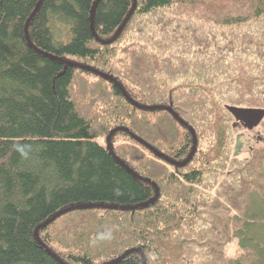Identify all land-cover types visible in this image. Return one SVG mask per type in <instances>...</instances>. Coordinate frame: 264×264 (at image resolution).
<instances>
[{
    "label": "trees",
    "instance_id": "1",
    "mask_svg": "<svg viewBox=\"0 0 264 264\" xmlns=\"http://www.w3.org/2000/svg\"><path fill=\"white\" fill-rule=\"evenodd\" d=\"M227 105L264 109V0H0V264H259Z\"/></svg>",
    "mask_w": 264,
    "mask_h": 264
},
{
    "label": "rangeland",
    "instance_id": "2",
    "mask_svg": "<svg viewBox=\"0 0 264 264\" xmlns=\"http://www.w3.org/2000/svg\"><path fill=\"white\" fill-rule=\"evenodd\" d=\"M255 139L264 138V119L259 124L258 127L251 130L248 135L243 136L242 141L246 142L247 139ZM243 150L242 146L239 151ZM258 198V199H257ZM246 216L253 217L256 216L255 221L249 227V231L246 234V237H250L249 235L254 236L257 241L260 243V250L258 251V260L259 264H264V199L262 200L259 193L251 194V199L249 200V204L247 206ZM226 253L229 256H236L239 253V247L237 244V240L234 239L231 243H229L226 247ZM254 263V258L251 260L250 264Z\"/></svg>",
    "mask_w": 264,
    "mask_h": 264
},
{
    "label": "water",
    "instance_id": "3",
    "mask_svg": "<svg viewBox=\"0 0 264 264\" xmlns=\"http://www.w3.org/2000/svg\"><path fill=\"white\" fill-rule=\"evenodd\" d=\"M132 10H133V7L130 10V12L127 15V17L125 18V20L123 21V24L125 23V21L130 16ZM92 12H93V10L91 11V13ZM123 24H122V26H123ZM119 29H118V31H119ZM226 109L228 110V112L234 118V121L232 123V126L234 128H243V129H246V130L250 131L253 128H255L256 126H258L260 124V122L262 121V119L264 118V109H262V108L238 107V106H228L227 105ZM242 136H243V133H239L235 137L236 141H235V145H234L233 155H237L239 153V149L243 146V142L241 140ZM107 143L109 145V135L107 137ZM194 148H195V140H194V136H193V145H192V148H191V152L188 155V157L185 159L184 162H186V161H188L190 159V157L193 154ZM182 163H179V165L182 164ZM62 212L63 211L58 212L57 214L52 216L50 219H53L54 217H56L57 215L61 214ZM47 221L45 223H47ZM135 250L136 251H140L138 248H136Z\"/></svg>",
    "mask_w": 264,
    "mask_h": 264
},
{
    "label": "flooded vegetation",
    "instance_id": "4",
    "mask_svg": "<svg viewBox=\"0 0 264 264\" xmlns=\"http://www.w3.org/2000/svg\"><path fill=\"white\" fill-rule=\"evenodd\" d=\"M245 144V142L243 143V145Z\"/></svg>",
    "mask_w": 264,
    "mask_h": 264
}]
</instances>
